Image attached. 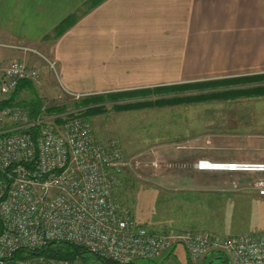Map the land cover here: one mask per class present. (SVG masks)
<instances>
[{"label":"crops","instance_id":"1","mask_svg":"<svg viewBox=\"0 0 264 264\" xmlns=\"http://www.w3.org/2000/svg\"><path fill=\"white\" fill-rule=\"evenodd\" d=\"M90 1L0 0V44L37 48L58 70L8 48L0 49V61L41 65L35 85L46 79L54 93L82 95L264 73V0H103L83 12ZM71 14L77 21L55 37ZM195 191H185L196 197L184 208L198 210L184 212L193 225L184 230L254 232L232 228L243 216L235 206L243 194ZM211 256L219 255L200 261Z\"/></svg>","mask_w":264,"mask_h":264},{"label":"built area","instance_id":"2","mask_svg":"<svg viewBox=\"0 0 264 264\" xmlns=\"http://www.w3.org/2000/svg\"><path fill=\"white\" fill-rule=\"evenodd\" d=\"M8 46L39 54L57 73V63L38 50ZM39 77V69L23 60L0 61V102L20 82ZM141 166L139 154L126 156L117 140H98L82 118L58 127L44 117L31 119L18 105L0 108V264H79L69 258L29 254L55 240L69 241L117 263L155 259L183 245L192 261L219 255L231 264H264V231L163 232L139 223L115 191L123 173L139 175ZM196 166L264 171V163L205 158ZM254 187L264 194V181ZM23 250L27 256L18 257Z\"/></svg>","mask_w":264,"mask_h":264},{"label":"rangeland","instance_id":"3","mask_svg":"<svg viewBox=\"0 0 264 264\" xmlns=\"http://www.w3.org/2000/svg\"><path fill=\"white\" fill-rule=\"evenodd\" d=\"M8 45L15 44L1 43L0 49L27 52L43 59L33 51ZM34 49L39 51L37 48ZM43 61L45 63H42L43 66L54 72L44 59ZM28 64L38 68L39 78L43 77L41 71L44 69L41 65L39 67ZM232 78L201 80L203 81L201 85L189 84L193 86L170 89L165 93H158L152 87L148 92L107 96L101 103L105 110L90 117H83L86 107L78 106L76 103L88 95L77 97L66 92L54 93V88H47L45 84L47 80L43 78L42 84L34 86L43 98L46 108L54 105L67 107L63 114L45 113L39 118L44 117L61 127L71 118L59 123L57 121L59 117L75 114V117L90 123L92 132L98 140L105 142L117 140L126 156L139 154L142 160L139 175L123 173L115 191L117 198L130 207L139 223L149 224L154 227L153 229L163 232L192 228L191 223H186L187 215L184 212L197 211L198 208H184V202L195 198L194 192L198 189L219 194H243L238 196L235 205L242 210L243 216L236 220L232 228L236 232L252 230L259 232L264 230V194H260L254 186L258 181H264V171H200L196 164L203 158L213 161L264 163V95L183 101L170 105L158 104L163 98L184 100L264 85V81L234 83L230 81ZM26 90L22 93L25 95L20 94L22 99H30L33 96L29 89ZM143 102L150 104L134 109L127 108L128 105ZM26 112L28 113L27 110ZM191 190L194 192H185ZM213 201L216 203L217 200ZM174 250L177 254H173ZM76 260L79 264H110L99 260L89 251L78 255ZM210 262L231 264L225 256H211L207 260V263ZM207 263L202 261L193 263L183 245L176 246L158 258H140L132 262V264Z\"/></svg>","mask_w":264,"mask_h":264},{"label":"trees","instance_id":"4","mask_svg":"<svg viewBox=\"0 0 264 264\" xmlns=\"http://www.w3.org/2000/svg\"><path fill=\"white\" fill-rule=\"evenodd\" d=\"M103 0H91L90 3H88L85 6V11H88L92 8H94L96 5L101 3ZM78 19L77 14H71L66 19H64L54 30V36L58 37L61 34H63L67 29H69ZM231 82H260L264 81V73L261 74H252V75H242V76H236L233 77ZM196 83H203V81L200 82H189V83H182V84H171V85H162V86H156L153 87V90L158 93H165V91H168L170 89L174 90L177 88L186 87L189 84H196ZM203 85V84H202ZM29 89L32 93V97L30 99H22L20 97V94L23 90ZM148 92L149 88H142V89H133V90H124L119 91V93H102V94H95V95H88L79 101H77L78 106H85L86 108L83 111V117H90L91 115H94L96 113H101L105 110V107L103 103L106 100L107 96L115 97L119 96L120 94H135L138 92ZM264 95V85L256 86V87H249L241 90H232L223 92L220 94H213V95H207V96H198L195 98H186L184 100H181V98H163L160 101H158V104L160 105H170L175 103H181L183 101L186 102H194V101H204V100H212V99H230L238 96H263ZM150 103H137L134 105H128L127 108L134 109L138 107H144L148 106ZM8 105H18L20 107H23L25 110L28 111L29 117L31 119H37L41 115L47 114H63L67 107L65 105H54L49 108H46L44 105L43 98L39 95L38 91L35 89L33 81L26 80L19 83L15 91L10 95V97L2 102H0V108H3ZM121 109L120 107H116ZM76 115H67L65 117H59L58 122H63L69 118L75 117ZM89 251L83 247L77 246L69 241H63V240H55L51 243L45 245L44 247L36 250V251H30L29 254L32 255H38V256H44V257H56V258H69L76 260L78 255L83 254L84 252ZM28 251L23 250L18 252V257H25L27 256ZM94 254V253H93ZM99 260L110 263V264H121L117 262H113L111 260H108L106 258L101 257L100 255L94 254ZM133 262V261H132ZM126 263V264H132Z\"/></svg>","mask_w":264,"mask_h":264},{"label":"flooded vegetation","instance_id":"5","mask_svg":"<svg viewBox=\"0 0 264 264\" xmlns=\"http://www.w3.org/2000/svg\"><path fill=\"white\" fill-rule=\"evenodd\" d=\"M190 260H191V259H190ZM191 261H192V260H191ZM192 262L194 263V262H200V261H192ZM202 262H203V261H202Z\"/></svg>","mask_w":264,"mask_h":264},{"label":"water","instance_id":"6","mask_svg":"<svg viewBox=\"0 0 264 264\" xmlns=\"http://www.w3.org/2000/svg\"><path fill=\"white\" fill-rule=\"evenodd\" d=\"M121 264H126V263H121Z\"/></svg>","mask_w":264,"mask_h":264}]
</instances>
